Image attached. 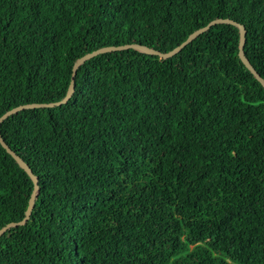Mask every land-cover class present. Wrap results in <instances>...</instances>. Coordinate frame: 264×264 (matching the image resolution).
Instances as JSON below:
<instances>
[{
  "label": "trees",
  "instance_id": "obj_1",
  "mask_svg": "<svg viewBox=\"0 0 264 264\" xmlns=\"http://www.w3.org/2000/svg\"><path fill=\"white\" fill-rule=\"evenodd\" d=\"M217 18L264 78V0H0V116L62 100L89 52H168ZM239 45L218 23L166 59L101 53L66 103L6 118L39 189L0 264H264V85ZM33 189L0 142V229Z\"/></svg>",
  "mask_w": 264,
  "mask_h": 264
},
{
  "label": "water",
  "instance_id": "obj_2",
  "mask_svg": "<svg viewBox=\"0 0 264 264\" xmlns=\"http://www.w3.org/2000/svg\"><path fill=\"white\" fill-rule=\"evenodd\" d=\"M218 23H230V24H233V25H236L239 27V29H240L239 56H240L242 62L247 66V68L264 85V78L254 68V66L252 65V63L250 62V60L248 59V57L246 56L245 51H244V46H245V42H246V27L243 24H241V23H239L233 19H230V18H217V19L210 21L207 25H205V26L195 30L194 32H192L187 37L186 40H184L181 44H179L174 49H172L168 52H162V51H159L157 49L141 45L139 43L116 45V46H106V47L96 49L92 52H89V53L81 56L80 58H78L75 61L74 67H73L72 79H71V82L69 85V89H68L66 96L62 100L56 101V102H50V103H27V104L16 106L14 108H11L10 110H8L7 112H5L3 115L0 116V124L6 118H8L10 115H12V114H14L20 110H24V109H28V108H35V107H55V106H60L64 103H66L70 99V97L72 96V94L75 90V76H76V72H77L78 67L83 62H85L86 60H88V59H90V58H92L98 54L109 52V51H114V50L135 48V49H139V50L144 51V52L149 53V54L158 55L159 57L166 59V58L172 57L175 54H177L178 52H180L186 45H188L191 41H193L195 38H197L200 34L207 31L210 27H212L213 25L218 24ZM0 142H1L2 146L7 150V152L10 153L16 159V161L19 163V165L27 171V173L31 176V178L34 182V189L32 191L31 197L29 199V205H28V208L26 210L25 217L21 221L10 222L7 225H5L4 227H2L0 229V236H1L9 227L20 225V224H25L27 222V220L29 219V217L31 215L32 209L34 207L35 198H36V195H37V192L39 189V184H38V178L33 173L30 166L17 153H15L12 150V148L5 142V140L3 139L2 135H1V131H0Z\"/></svg>",
  "mask_w": 264,
  "mask_h": 264
}]
</instances>
